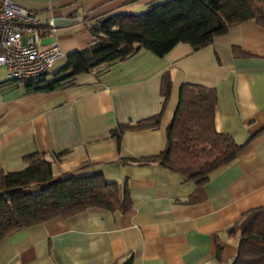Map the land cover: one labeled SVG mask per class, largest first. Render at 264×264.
<instances>
[{
  "label": "crops",
  "instance_id": "crops-1",
  "mask_svg": "<svg viewBox=\"0 0 264 264\" xmlns=\"http://www.w3.org/2000/svg\"><path fill=\"white\" fill-rule=\"evenodd\" d=\"M12 1L54 21L56 29L40 43H58L67 57L92 43L89 27L96 20L141 12L153 0ZM234 46L241 52L235 54ZM167 71L171 91L158 126L125 130L119 141L110 135L117 124L159 113ZM183 83L216 89L217 131L238 143L252 137L201 187L156 163L125 161L165 148ZM63 151L52 163L54 175L101 174L125 183L129 208H89L18 229L0 241V264H231L240 233L228 228L247 210L264 207V28L245 20L205 47L177 43L162 57L140 49L48 92H27L23 81H7L2 69L0 175L25 168L23 158L31 153L51 159Z\"/></svg>",
  "mask_w": 264,
  "mask_h": 264
},
{
  "label": "trees",
  "instance_id": "trees-1",
  "mask_svg": "<svg viewBox=\"0 0 264 264\" xmlns=\"http://www.w3.org/2000/svg\"><path fill=\"white\" fill-rule=\"evenodd\" d=\"M245 20L264 28V0H153L138 13L108 15L89 27L92 43L70 53L51 72L24 80L27 92H48L71 85L78 75L92 70L102 72L140 49L164 56L177 43H188L197 50L209 45L214 36ZM235 54L240 53L233 47ZM171 91L169 72L161 76V109L156 115L134 124H117L110 135L119 141L128 129L155 128ZM215 88L183 83L177 106L166 128V146L157 155L128 158L139 164L156 163L201 187L209 175L232 162L243 143L215 128ZM66 151L34 152L24 156L22 170L0 175V241L12 232L43 223L55 217L67 218L99 208L124 212L129 208L125 183L106 181L101 174L89 176L54 175L53 161ZM240 233L238 253L231 264H264V207L251 208L228 228ZM127 261L125 264H128Z\"/></svg>",
  "mask_w": 264,
  "mask_h": 264
},
{
  "label": "built area",
  "instance_id": "built-area-1",
  "mask_svg": "<svg viewBox=\"0 0 264 264\" xmlns=\"http://www.w3.org/2000/svg\"><path fill=\"white\" fill-rule=\"evenodd\" d=\"M55 29L52 19H41L12 0H0V71H6L7 81L35 79L66 58L58 43H40L46 32Z\"/></svg>",
  "mask_w": 264,
  "mask_h": 264
},
{
  "label": "rangeland",
  "instance_id": "rangeland-1",
  "mask_svg": "<svg viewBox=\"0 0 264 264\" xmlns=\"http://www.w3.org/2000/svg\"><path fill=\"white\" fill-rule=\"evenodd\" d=\"M21 84V83H20Z\"/></svg>",
  "mask_w": 264,
  "mask_h": 264
}]
</instances>
